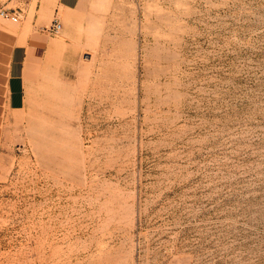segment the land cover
<instances>
[{
  "label": "rangeland",
  "instance_id": "374dc122",
  "mask_svg": "<svg viewBox=\"0 0 264 264\" xmlns=\"http://www.w3.org/2000/svg\"><path fill=\"white\" fill-rule=\"evenodd\" d=\"M56 1L0 0L62 22L0 131V264H264V0Z\"/></svg>",
  "mask_w": 264,
  "mask_h": 264
},
{
  "label": "crops",
  "instance_id": "0c3cea01",
  "mask_svg": "<svg viewBox=\"0 0 264 264\" xmlns=\"http://www.w3.org/2000/svg\"><path fill=\"white\" fill-rule=\"evenodd\" d=\"M80 4L81 0H57L56 6L49 10L50 13L54 10V14L62 19ZM42 26L45 28L46 24L37 25V30L26 31L24 26L14 30L4 23L0 25V131L6 113L15 114L26 107L28 73L31 70L36 73L35 70H40L45 62L41 50L45 51L46 43L49 47L51 44L46 42L45 33L39 31ZM34 66L37 67L33 70Z\"/></svg>",
  "mask_w": 264,
  "mask_h": 264
},
{
  "label": "built area",
  "instance_id": "2783aa9c",
  "mask_svg": "<svg viewBox=\"0 0 264 264\" xmlns=\"http://www.w3.org/2000/svg\"><path fill=\"white\" fill-rule=\"evenodd\" d=\"M0 15L4 18L10 19L13 22H19L20 20V14L16 11L11 12L7 9L0 10ZM62 29V22L59 20V18H55L52 22V24L47 28L48 32L50 34H58Z\"/></svg>",
  "mask_w": 264,
  "mask_h": 264
}]
</instances>
